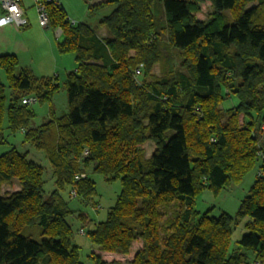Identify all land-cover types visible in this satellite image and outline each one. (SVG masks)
Segmentation results:
<instances>
[{"label":"trees","instance_id":"16d2710c","mask_svg":"<svg viewBox=\"0 0 264 264\" xmlns=\"http://www.w3.org/2000/svg\"><path fill=\"white\" fill-rule=\"evenodd\" d=\"M42 1L49 27L61 30L58 53H73L77 65L63 81L68 112L56 115L57 78L36 77L15 54L0 55V148L6 120L44 152L55 183L46 193L41 164L15 146L0 150V264H120L96 252L85 263L71 241L69 216L85 226L95 220L63 192L93 197L90 166L121 183L106 218L82 229L102 251L128 254L141 240L131 264H264V174L234 215L196 208L203 191L218 195L257 166L264 172V0H158L167 43L160 41L156 0L90 4V12L112 8L100 18L108 37L71 22L58 1ZM206 3L211 10L200 18ZM164 48L177 51V66L164 62ZM28 96L50 103L39 125H32V104L22 103ZM227 97L236 98L232 107L222 105ZM147 141L155 144L150 155ZM15 180L20 189L2 194ZM244 219L247 231L231 248ZM37 225L39 238L21 232Z\"/></svg>","mask_w":264,"mask_h":264},{"label":"rangeland","instance_id":"374dc122","mask_svg":"<svg viewBox=\"0 0 264 264\" xmlns=\"http://www.w3.org/2000/svg\"><path fill=\"white\" fill-rule=\"evenodd\" d=\"M110 9L112 8L108 7V8L102 9L97 12H92V14L89 15L90 19H88V21L91 22L92 26L99 28L100 25L102 26V24L99 21V18H101L102 15L107 14L110 11ZM210 10H211V7L208 5V3L203 4L201 12L198 13V17L206 18ZM153 12L155 15V20L157 22V27H158V31L160 35V41L162 43H167V37L165 36L164 28H163L165 25V14H164L163 6L158 0H156V3L154 4ZM59 40H61V37L59 39H55V41L57 42ZM172 51L173 53H171V48L170 50L165 49V48L163 49L162 55L166 56L164 57L165 58L164 62L169 61L174 66H177L179 62L177 51H174V50ZM168 55L171 56V58H169ZM59 57L64 58L65 64L67 65H71V63L74 62L73 53H63V54L59 53ZM48 59L51 60V58H48ZM57 67H60V66H57ZM60 71L62 72L61 69ZM153 71L156 74H160V64L154 65ZM0 75H1V79L4 82H6V77L4 76V72L2 71L1 68H0ZM63 81L64 80L62 79L58 81L60 83V87L52 98V103L54 105L56 115H64L68 112L67 92H66V88L64 87ZM233 99H235L234 101H237L235 97H227L222 103V105H224L225 108L232 107L233 104H231V101ZM49 104H50L49 102L41 103L38 101H35L32 103V108L34 109L36 113L32 121V125H39L48 118ZM4 136H5V139L7 140V143L2 145L0 150L6 151L10 149L12 146H15L21 152L27 151L28 157L32 159L33 161L41 164L44 168L43 178H44L45 192L49 193L51 190H53L55 188L54 178H52L50 163L46 159L44 152L42 150H38L35 146L29 143L23 142V138H24L23 130L20 129L12 133L7 127L6 120L4 122ZM143 146L146 148L147 155H150L155 149V144L152 141H147L145 145ZM87 172L90 173L91 178L96 182V194L93 197L89 199L79 198L76 195V191L73 189L69 190V194L67 190L63 192V195L69 200V204L72 208H74L75 210H83V211L88 212L89 215L93 217V219L95 220L91 224H89V226H85L80 220L75 218L76 215L69 216L68 221L71 223L72 229H73L71 241L72 243L80 246V258H81V261L85 263L91 262L89 255L91 254V252H96L100 254L103 260L105 261L109 262L112 260H118L120 261V264H131V260L133 259L134 254L139 248L142 247L141 240L133 243L130 253L128 254H119V253L111 252L113 254L106 255L107 251H102L97 245L93 244L90 241L88 235L83 233L82 231L83 229L84 231L87 232V230L94 228L95 222L104 220L106 218L109 208L112 205H114L117 195L119 194L121 190L120 180L117 179V180L109 182L105 179L103 174L92 172L91 166L87 169ZM238 185L239 184L235 186H238ZM20 187H21L20 184L15 180L13 184H4L1 188V193L4 195H7L14 191L19 190ZM247 191L248 190H246V186H245V192H244V189L242 188L241 185H239L236 189H232L231 187L223 189L218 195H214L211 191L205 190L197 196L196 208L199 211L203 212L207 210L209 207L213 206L212 213L214 215H219L222 211H227L228 213L234 215L240 206V202H241L240 196L243 193L246 194ZM206 192H209V193H206ZM205 194H209V196H211L213 199L211 200V198H209L210 200H208ZM168 207L172 208L173 211L177 209V206H175L174 203L168 205ZM169 212L170 210L168 212L166 211V214H168ZM162 218L164 219L165 216H162ZM245 221L246 219L242 220L235 226L233 234H232L231 248L236 246V242L247 231L246 228L244 227ZM39 229L40 227L39 225H37L32 228L25 227L22 229L21 232L24 234H27V235L29 234V235H32L33 237L39 238L38 237Z\"/></svg>","mask_w":264,"mask_h":264},{"label":"crops","instance_id":"0c3cea01","mask_svg":"<svg viewBox=\"0 0 264 264\" xmlns=\"http://www.w3.org/2000/svg\"><path fill=\"white\" fill-rule=\"evenodd\" d=\"M56 1L65 8L71 22H86L91 25V22L88 21V19H90L89 15L92 14L89 10V5L104 0ZM22 6L25 16L28 19V25L25 27H17L13 24L0 26V55L6 53L15 54L18 58L19 66L28 69L36 77H53L57 78V82L61 79L64 80L67 72L76 68L77 64L74 57V62H72L71 65L65 64L64 58L59 57L57 41H55V39H59L60 36L58 29H51L49 26H42L40 24L34 0H23ZM1 12L2 8L0 6V14ZM92 27L100 37L110 36L104 25H100L99 28L95 26ZM48 58H51V60ZM231 104L234 105L235 101L232 100ZM260 174H264V172L257 166L246 175L242 182L243 184H239L244 189V192L245 186L246 190H249L256 177ZM238 186L232 185L231 188L236 189ZM243 194L240 196L241 200L247 193ZM205 195L208 200H210L209 198H211V200L213 199L209 194ZM111 254L113 253L106 252V255Z\"/></svg>","mask_w":264,"mask_h":264},{"label":"built area","instance_id":"2783aa9c","mask_svg":"<svg viewBox=\"0 0 264 264\" xmlns=\"http://www.w3.org/2000/svg\"><path fill=\"white\" fill-rule=\"evenodd\" d=\"M22 2L23 0H0V6L2 8L0 26L13 24L17 27H25L28 25V19L25 16ZM34 2L40 24L42 26H49L50 20L44 2L42 0H34ZM57 29L60 34L61 30L59 28ZM136 73H140V66L136 69ZM35 101L37 100L34 96H28L22 100V103L32 104ZM84 154H87V151H85Z\"/></svg>","mask_w":264,"mask_h":264}]
</instances>
